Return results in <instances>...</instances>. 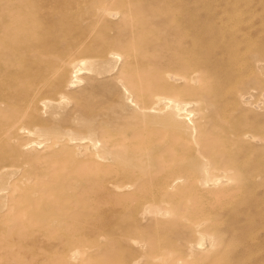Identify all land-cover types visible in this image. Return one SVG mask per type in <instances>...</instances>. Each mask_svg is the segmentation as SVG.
<instances>
[{
	"label": "rangeland",
	"instance_id": "obj_1",
	"mask_svg": "<svg viewBox=\"0 0 264 264\" xmlns=\"http://www.w3.org/2000/svg\"><path fill=\"white\" fill-rule=\"evenodd\" d=\"M244 1L0 0V264H159L187 252L198 222L252 195L264 172V11L245 41ZM50 56L66 82L27 87ZM75 59L90 71L70 88ZM146 176L137 200L112 189ZM170 180L177 189L161 190ZM240 216L189 262L264 264V195Z\"/></svg>",
	"mask_w": 264,
	"mask_h": 264
},
{
	"label": "bare ground",
	"instance_id": "obj_2",
	"mask_svg": "<svg viewBox=\"0 0 264 264\" xmlns=\"http://www.w3.org/2000/svg\"><path fill=\"white\" fill-rule=\"evenodd\" d=\"M255 1L256 0H245L241 5L242 6L241 10L237 8L236 12H235V14L239 15L242 18L241 19L242 23H243V25H245L244 27L242 26V28L240 29L241 35L244 39H246L245 41H249V42L251 40H253L252 38L254 37V34L252 33V30L255 28V25H251V21L258 14V10L264 11V6L261 5V0L258 2H255ZM259 4L261 5V8H258ZM241 6H239V8ZM244 17H245V19H244ZM260 21H261V19H260ZM237 22H239V21H237ZM237 22H236V24H237ZM225 25H226V23H225ZM234 25H235V23H234ZM231 26H233L232 23H231L230 27ZM237 26H239V24ZM262 26H263V24H262ZM262 29H264V28L261 27L259 31L263 32V31H261ZM251 42H253V41H251ZM69 64L71 65V67L74 71L72 70L73 74L71 73L72 75L68 81L67 87L74 88L76 84L82 82L84 75L89 74L90 69L85 66V62L83 59L72 60L69 62ZM5 70H6V68L0 65V88L5 86L4 84H2V83H5V81L2 78V76L5 73ZM53 76L54 77L56 76L57 82L59 84H63L66 82L65 81L66 72L63 71L59 67V65H56V63L54 65L53 60H52V56H50V58H48V59L44 58L42 60V63L36 62L35 64H33L32 69L28 72L26 78L23 79V81L26 83V86L29 88H31L33 86L40 87L41 85L46 84L51 79V77H53ZM2 81H4V82H2ZM2 91H0V92L2 93ZM3 92H5V91H3ZM3 94H5V93H3ZM157 101H160V102L168 101V103L173 104V109H174L176 115L179 117H181L182 115H185V117L188 118L193 113L192 110L190 109L192 102L181 101V102H174L173 103L171 100H168V98H162V97H158ZM36 109H37V102L35 101L31 107V113L30 114L36 115L35 114ZM188 120L193 121V120H191V118ZM246 137H248V135ZM146 179H148L147 176L142 180L140 179V181H137L136 183H130V182L129 183L128 182L115 183L112 186V189L115 192L116 191L117 192L118 191L119 192L129 191V201H134V200H137L135 198H138V197H136L138 195V193H140L142 195L141 191L143 189L144 183L147 181ZM206 179H207L206 184H208L210 182V178L207 177ZM177 185H178L177 180H170V181L164 182V184L162 185V187L160 189L165 191V192L174 191L177 189ZM254 187H255V191L252 193V195L245 192L243 194V196H240V198L242 197L240 201L230 203L228 209L225 211V213L223 215H219L217 217H209L208 216L209 223H207V225H205V226H202L201 225L202 223L198 222L195 225L196 231L199 234L198 239L187 245V249H188L187 252L185 251V252L181 253V255H179L178 257L175 256L174 259H172V253H166L165 255L162 256V258H160L159 264H193L194 262L193 261H192V263L189 262V259H192L194 254L198 253L201 250H203V251L208 250V249L211 250L212 247L215 246V242H216L215 237L214 238L211 237L208 233L211 230H212V232L214 231V234L216 233L215 235H216L217 239H218V235H219L220 242L223 244L224 243L223 232L219 231V230H222L221 224L227 222V223H232L234 225H237L238 223H240L242 221L241 216H240L241 214L249 213L252 209H257V206L260 203V196L264 195V172H259V174L255 177V179H253V188ZM144 188H145V186H144ZM257 189H260V191ZM157 190H159V189H157ZM135 194H136V196L133 197ZM141 198H144V196H142ZM218 203H216V204H218ZM237 203H238V205H237ZM212 205H214V204L212 203ZM216 245L219 246V243L216 242ZM219 248H217V249H219ZM181 249H183V248H181ZM184 249H185V247H184ZM20 256L22 258L27 257V256H25V252H21ZM27 258L30 259V257H27ZM62 260L67 261L68 258L64 257ZM31 262H33V260L30 259V263Z\"/></svg>",
	"mask_w": 264,
	"mask_h": 264
}]
</instances>
